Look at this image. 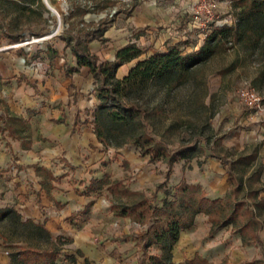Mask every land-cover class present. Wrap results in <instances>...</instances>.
<instances>
[{
	"label": "rangeland",
	"instance_id": "rangeland-1",
	"mask_svg": "<svg viewBox=\"0 0 264 264\" xmlns=\"http://www.w3.org/2000/svg\"><path fill=\"white\" fill-rule=\"evenodd\" d=\"M93 1L96 10H104L103 18H114L123 10L121 4L116 3L117 0ZM79 2L0 0V116L6 110L1 97L4 86L46 83L52 74L50 68L60 62L56 59L53 46L67 36L66 30L70 24L80 27L79 16L84 9ZM113 8H117V13L113 17L105 16ZM8 34L20 35V40L13 43ZM45 35L52 36L43 42L28 43L33 38ZM15 44L19 46L14 47ZM262 62L263 58L258 55L230 50L199 66L191 80L176 90L170 92L165 88L152 87L141 94L142 97L138 95V100L144 106L159 111L151 116L153 130L159 138L165 139L172 147L182 143L196 146L200 153L198 157L174 165L167 189L158 192L154 198L156 204L161 206L165 200H170L182 179L201 185L209 196L223 195L225 186L228 194L226 168L210 152L232 160L240 155H258L249 173L242 179L238 198L247 204L241 208L236 221L211 235L208 216L204 213L197 215L194 225L180 234V237L185 234L182 238L184 245L176 247L177 242L172 251L176 264H188L196 255L204 256L210 264H264V243L253 238L255 228L247 229L244 235L239 232L250 218L246 211L250 208L262 224L259 234L264 242V207L258 205L264 192L256 194L264 188V168L260 169L264 155L258 154V151H264V146L250 139L258 134V126L264 128V83L256 82ZM230 67V71L222 73ZM20 70H29V75ZM34 87L39 99L46 96L44 91ZM244 88H253L258 92L262 98L261 109L251 110L243 104L239 92ZM46 106L44 101L43 107ZM33 112L38 113L37 110ZM9 114H6L7 118L0 117L2 145L7 140V130L12 127L22 132L24 138H30L31 123L25 126L12 111ZM38 140L45 141L42 135L38 136ZM103 149V173L99 178L120 181L124 187L117 188L115 193H110L107 187L97 189V210H80L68 220L67 227L60 235H52L54 239L61 237L64 243L57 264H136L141 255L134 239L121 242L119 238L124 234L139 232L143 227L130 218H116L111 211V203L131 204L137 199L133 192L153 197L157 185L164 180L166 164L162 160L150 162L149 156L142 155L136 145L121 148L103 145ZM250 172L256 175L252 177ZM1 235L7 237L8 241ZM33 235L21 221L8 216L0 221V250L9 256L15 245H47L44 235ZM74 235H83L84 239L76 242ZM161 253V246L150 247L152 256Z\"/></svg>",
	"mask_w": 264,
	"mask_h": 264
},
{
	"label": "trees",
	"instance_id": "trees-1",
	"mask_svg": "<svg viewBox=\"0 0 264 264\" xmlns=\"http://www.w3.org/2000/svg\"><path fill=\"white\" fill-rule=\"evenodd\" d=\"M232 6L233 24L215 28L198 50L186 52L179 45L169 46L165 53L158 52L138 61L122 79L116 76L118 68L139 58L143 54L141 49L129 44L117 52L114 61H101L89 48L91 40H103L106 26L113 18L100 20L98 26L84 23V26L76 28L70 24L66 30L67 36L63 38L66 48L71 49L77 60V67L70 68L67 75L77 71L79 67H88L95 80L98 105L93 112V123L98 140L107 147L136 145L142 155L149 156L150 162L162 160L167 167L164 180L157 185L153 197L133 192L137 199L131 204L111 203V211L115 217L130 218L143 227L139 232L124 234L119 238L121 242L135 240L141 252L136 264H176L172 251L180 234L194 225L197 215L204 213L208 216L211 223L210 234L214 235L233 224L241 208L247 204L238 198V193L242 188L243 177H246L258 157L257 153L240 155L232 160L216 152H210V155L226 167L228 194L211 199L201 185L182 179L170 200H165L161 206L156 204L154 198L158 192L167 189L174 165L182 160L198 157L200 153L196 146L182 143L178 147H172L165 139L159 138L151 122V116L159 111L157 108L150 110L138 100V95L142 97L141 94L152 87L165 88L170 92L180 88L191 80L193 72L199 66L230 50L262 57L263 62L258 69L256 82L264 83V0H236ZM85 11L86 9L82 13ZM8 35L13 43L18 42L21 37ZM230 69L232 68H227L222 73ZM0 117L3 118L2 115ZM263 168V165H260V169ZM250 174L252 177L256 175L254 172ZM49 176L52 177V174L49 173ZM103 187H107L110 193H115L117 188H123L124 185L120 181L113 182L110 179L92 180L84 195H89L95 188ZM124 190L128 191L125 188ZM260 192H264V188L256 194ZM258 205L264 207V196L260 198ZM246 211L250 218L239 232L244 235L247 229L254 227L256 233L253 238L264 243L259 234L262 229L261 222L252 209L247 208ZM8 216L21 221L23 226L34 234L33 237L44 235L48 241L45 247L31 243L26 246L15 245L9 252V264H57L64 245L61 237L54 239L43 223L31 219L23 220L13 208H0V221ZM1 237L8 241L7 237ZM152 245L161 246L162 253L152 256ZM249 263L251 262L247 264ZM188 264L210 263L196 256Z\"/></svg>",
	"mask_w": 264,
	"mask_h": 264
},
{
	"label": "crops",
	"instance_id": "crops-1",
	"mask_svg": "<svg viewBox=\"0 0 264 264\" xmlns=\"http://www.w3.org/2000/svg\"><path fill=\"white\" fill-rule=\"evenodd\" d=\"M117 1L123 10L106 26L103 40H91L89 48L101 61H114L117 52L129 44L143 51L139 58L118 68L116 76L119 79L128 75L138 61L158 52L165 53L169 46L179 45L191 52L204 43L190 19L192 0ZM218 1L221 15L234 13L232 3L236 0ZM79 4L86 9L79 16L80 27L84 23L98 26V22L104 19V10H96L94 1L95 9L90 11L81 2ZM53 48L60 62L50 68L52 74L45 84L33 82L46 93L45 97L39 99L34 85L25 83L4 86L2 90L6 108L2 112L3 118L12 111L25 126L31 123V132L30 138H24L22 132L12 127L7 130L9 134L5 143L2 145L0 141V208H13L23 220L43 223L55 236L64 231L68 220L80 210H97V189L89 195L84 194L92 180L102 179L99 177L103 173L104 149L94 132L92 114L98 99L89 68L79 67L67 75L70 68L77 67L75 56L70 48H66L64 40ZM20 71L29 75V70ZM44 101L46 107H43ZM34 110L38 113L35 114ZM256 133L250 139L264 146V128L258 126ZM39 135L45 141H39ZM261 153L264 155L263 150L258 151ZM262 165L264 167V160ZM76 180L79 182L75 183ZM226 191L225 186L223 195ZM223 195L207 194L211 199ZM183 235L176 247L184 245ZM82 238L83 235H74L76 242ZM9 262L10 257L0 250V264Z\"/></svg>",
	"mask_w": 264,
	"mask_h": 264
},
{
	"label": "built area",
	"instance_id": "built-area-1",
	"mask_svg": "<svg viewBox=\"0 0 264 264\" xmlns=\"http://www.w3.org/2000/svg\"><path fill=\"white\" fill-rule=\"evenodd\" d=\"M82 1V2H81ZM81 4L90 9H94V4L90 0H80ZM218 0H192L190 7V19L194 27L198 30L199 36L205 40L213 30L223 25H232L234 22L233 14L222 17L219 12ZM117 13V8L106 12L105 16L113 17ZM68 25V24H66ZM84 26V24H81ZM52 35H45L39 38H33L28 43H39L49 39ZM18 47L19 44L13 45ZM240 99L249 109H261L262 98L253 88H244L239 92Z\"/></svg>",
	"mask_w": 264,
	"mask_h": 264
}]
</instances>
